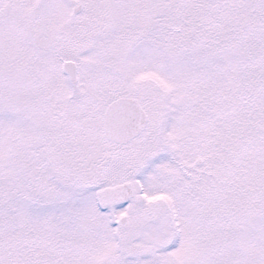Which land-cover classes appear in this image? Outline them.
Listing matches in <instances>:
<instances>
[{
    "label": "snow or ice",
    "instance_id": "snow-or-ice-1",
    "mask_svg": "<svg viewBox=\"0 0 264 264\" xmlns=\"http://www.w3.org/2000/svg\"><path fill=\"white\" fill-rule=\"evenodd\" d=\"M0 264H264V0H0Z\"/></svg>",
    "mask_w": 264,
    "mask_h": 264
}]
</instances>
